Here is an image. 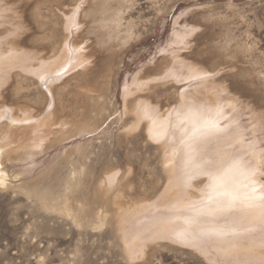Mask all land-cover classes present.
<instances>
[{
    "label": "rangeland",
    "instance_id": "374dc122",
    "mask_svg": "<svg viewBox=\"0 0 264 264\" xmlns=\"http://www.w3.org/2000/svg\"><path fill=\"white\" fill-rule=\"evenodd\" d=\"M80 2V26L67 38L84 46L89 62L55 77L52 87L60 120L84 119L96 128L67 139L50 134L31 171L15 186L0 187V264H218L167 238L149 241L140 256L130 257L124 247L119 211L151 202L167 182L164 140L148 137L145 120L133 129L134 110L147 101L167 112L183 92L200 102L207 95L234 103L219 124H238L242 143L259 153L255 177L264 194V0H0V38L9 35L48 60L67 34L66 16ZM17 24L23 28L11 33ZM191 27L186 43L172 42L173 34ZM174 55L208 71L206 79L159 78ZM9 73L0 106L17 114L23 108L45 112V84L19 67ZM0 120V131L9 132L7 119ZM113 171V193H106L101 180ZM205 177L194 179L192 194H200ZM67 198L72 207L84 204L78 219L61 212Z\"/></svg>",
    "mask_w": 264,
    "mask_h": 264
},
{
    "label": "bare ground",
    "instance_id": "6f19581e",
    "mask_svg": "<svg viewBox=\"0 0 264 264\" xmlns=\"http://www.w3.org/2000/svg\"><path fill=\"white\" fill-rule=\"evenodd\" d=\"M83 2L66 16L67 34L58 53L48 60L19 47V41L8 39L9 35L0 38V88L9 77V70L19 67L41 80L49 95V105L43 113L35 114L23 108L17 114L11 107L0 106V118L7 119L4 126L9 131L4 134L0 131V187L15 186L14 180L31 171L33 156L47 147L45 141L50 134L58 140L67 139L96 128L82 118L73 124L67 119L60 120L52 87L55 77L89 62L84 46L68 40L72 26L77 29L80 26ZM20 28L23 25L17 24L11 33ZM194 30L191 27L187 32H176L172 42L186 43V37ZM70 46L76 50L74 54ZM173 58L171 67L159 78L185 80L208 73L177 60V55ZM203 98L205 102H200L183 92L178 105L162 113L147 101L136 105L132 128L145 120L148 137L164 140L160 147L168 164L167 182L151 202L133 203L119 211L123 245L130 257L140 256L149 241L167 238L192 245L218 264H264V194L257 190L255 177L259 153L251 150L252 145L242 143L244 134L238 130V124L230 129L220 126L219 121L227 116L226 107L231 109L234 103L221 102L216 96L212 100L207 95ZM2 127L0 120V130ZM169 140L174 144L168 145ZM246 154L248 157L244 158ZM117 174L118 171L104 173L101 183L106 193L113 191ZM203 175L206 182L203 186V181L200 182L197 188L200 194H192L189 188L196 185L194 179ZM65 200L61 212L78 219V211L85 208L84 204L75 208L70 198Z\"/></svg>",
    "mask_w": 264,
    "mask_h": 264
}]
</instances>
